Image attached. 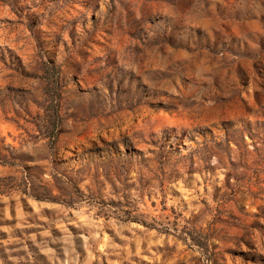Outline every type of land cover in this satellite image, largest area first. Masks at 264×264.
<instances>
[{
    "label": "rangeland",
    "instance_id": "rangeland-1",
    "mask_svg": "<svg viewBox=\"0 0 264 264\" xmlns=\"http://www.w3.org/2000/svg\"><path fill=\"white\" fill-rule=\"evenodd\" d=\"M0 264H264V0H0Z\"/></svg>",
    "mask_w": 264,
    "mask_h": 264
}]
</instances>
